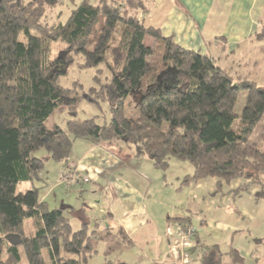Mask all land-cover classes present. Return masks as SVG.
<instances>
[{"label": "trees", "instance_id": "16d2710c", "mask_svg": "<svg viewBox=\"0 0 264 264\" xmlns=\"http://www.w3.org/2000/svg\"><path fill=\"white\" fill-rule=\"evenodd\" d=\"M62 5L0 0V264H89L97 242L107 246L106 253L132 246L122 229L113 237L106 229L103 236L96 226L89 233L84 222L73 231L65 216L69 207L49 211L38 188L19 190L39 179L34 153L44 150L53 162H63L72 138L129 143L136 158L146 156L161 171L171 159L187 162L193 173L178 190L215 179V194L225 187L234 198L264 199V145L250 141L264 118V88L234 78L233 66H218L211 54L184 49L145 26L148 0H67L68 18L61 22L63 9L59 21L49 24L48 12ZM252 40L264 43V30ZM55 43L62 48L52 57ZM220 47L225 54V45ZM77 59L79 70L95 69L88 91L78 81L61 85ZM104 71L108 81L100 80ZM240 90L246 98L236 114ZM130 96L135 117L125 115ZM83 101L106 102L108 124L76 119ZM63 111L71 116L64 127L48 129L46 120ZM179 221L182 231L191 226L189 218ZM196 238L184 249L189 264H228L225 256L242 264L235 249L223 254L218 245Z\"/></svg>", "mask_w": 264, "mask_h": 264}, {"label": "rangeland", "instance_id": "374dc122", "mask_svg": "<svg viewBox=\"0 0 264 264\" xmlns=\"http://www.w3.org/2000/svg\"><path fill=\"white\" fill-rule=\"evenodd\" d=\"M62 1L63 5L60 8L48 12L47 21L49 24L59 21L60 10L63 11L65 9L67 0ZM68 16L69 12L65 9L61 22L64 23ZM151 42L149 38L146 40L147 44ZM258 46V44L253 42L252 48H258ZM61 48V44L55 43L52 46V57ZM242 49H245V47L242 46L239 52ZM237 51L234 52V55L230 54V51L223 54L218 48L215 53L213 52L212 56L218 58L216 64L220 67L233 66L231 72L234 78H246L248 81L255 82L258 89L264 88V55L257 50L244 51L245 53L241 54ZM80 62L81 60L77 59L76 63L67 69L66 75L61 78L63 87H70L74 81H78L85 91H88L92 86L95 69L79 70L76 64ZM99 68L103 67L100 66ZM108 78L109 74L105 71L100 76L101 81H108ZM245 98L246 92L240 90L234 105L236 114H240L242 111ZM132 102L131 96L125 101V115L127 117H135L137 115ZM76 111L75 118L80 121L94 119L96 124L100 126L108 124L110 121L109 107L106 102L94 104L83 101L78 104ZM70 118L71 116L67 111L56 112L46 120L45 126L48 129L53 125L63 128L65 122ZM91 139L93 138H72L69 156L63 162L56 163L43 158L40 155H44V150L37 152L34 156L32 155V158L34 157V159L39 160L37 162H40L39 179H34L31 183L22 185L19 190L38 188L39 196L43 198L42 201L47 204L49 211L58 210L61 206H70L76 209L75 213H71L68 210L69 208L65 212V216L68 218L73 231L79 230L82 223L86 222L89 233L96 226L98 234L104 236V231L107 229L111 233L109 235L113 237L114 233L120 228L113 229L107 221H104L103 217L104 212L111 205V209L114 211V219L117 220L120 218L119 207H115L116 203H111L110 195L101 194V192L104 193L107 190L112 194L110 188L106 187V190L102 189L100 193L94 189L96 188L95 185L104 186L106 177L103 180L98 179L96 181L89 176V173L84 174V170L79 164H75L70 160V155L75 160L76 158H83L84 153L93 144L102 143L100 141L94 142ZM250 141L257 145H264V118L256 128ZM106 144L114 147L110 151L112 155L124 157L121 162L117 163L119 167L115 166L117 165L116 163L101 162L103 161L101 160L99 162L94 161L92 164L90 163L91 165L87 164L85 169L94 172L102 170V167L114 166L112 169H116V171L114 170V173H110L111 175L120 177L127 183L137 186L139 191L143 193V206L146 215L150 218V223L140 229L131 231L133 236H130L131 238L128 236L132 242L131 247L106 253L107 246L103 242H97L89 264H103L106 260L114 264L116 262L126 264H165L167 261H169L167 262L168 264L174 261L176 263L178 254H173L171 248L169 250L166 242V230L168 229L169 235L173 236V238L175 237L172 240V247L176 244L179 237L177 229L180 228L179 220L183 218H177H180L179 214L181 211L190 219L191 226L187 225L186 227L194 229L200 242L206 245L217 244L223 254H227L230 249H235L236 246L250 248V250H245L248 251V254L253 255V264H256L255 257L258 260L261 259L262 256L260 257L256 252L264 246L260 244V240H264L263 199L258 201V207H254L252 197L244 198L242 202L237 203L236 197L233 199L231 193L228 192L229 189L225 187L221 192L215 194V179H206L178 190L181 180L193 173L192 166L187 162L171 159L168 162V168L165 171H161L154 168L151 160L146 156L136 158L134 147L129 143L117 141L107 142ZM106 174L108 175V173ZM74 175L75 177H73ZM103 175L104 171L101 176ZM142 177L144 178L143 180H141ZM121 207L123 212V206ZM82 209L84 210L82 211ZM166 217H169L170 220L167 221ZM97 222L100 223L97 224ZM232 226L236 227V230H239L240 234L243 235L234 237L231 232L226 231L229 229L228 227ZM204 228L205 230L203 231ZM168 238L171 240L170 236ZM168 254L169 257H167ZM240 257L242 258V256ZM260 261L258 262L260 263ZM225 262L232 264L229 263L227 256H225ZM23 264H25L24 261ZM242 264H246L245 261L242 260Z\"/></svg>", "mask_w": 264, "mask_h": 264}, {"label": "crops", "instance_id": "0c3cea01", "mask_svg": "<svg viewBox=\"0 0 264 264\" xmlns=\"http://www.w3.org/2000/svg\"><path fill=\"white\" fill-rule=\"evenodd\" d=\"M148 4V12L143 16L145 26L159 29L164 37L171 38L177 45L184 49L212 55L218 48L221 50L220 46L221 43H223L226 52L230 51L232 55H234L236 50L239 52L242 46H244L245 49H242L239 54L245 53L244 51L257 50L264 55L263 50H260L261 46L264 47L263 41L258 43L252 40L257 32L264 30V0H148ZM220 38H223L224 42L217 41V39ZM253 42L259 45L258 48H252ZM102 143L98 142L93 144V146L84 153L82 156L83 158H76L75 160V158L70 155V160L75 164H79L83 168L84 174L89 173V176L93 177L96 181L98 179L103 180V178L106 177L104 182L105 185H95L97 189H94L100 193L102 189L106 190V187L108 189L110 188L112 194L109 190L104 193L101 192V194L110 195L109 198H111V203H116L115 207H119L120 218L117 220L114 219V211L111 209L110 205L109 209L111 210L107 209L106 212H104L103 219L108 222L110 227L112 226L113 229L120 228L130 237L133 236L131 231L140 229L150 223V218L146 215L143 206V193L139 191L137 186L127 183L120 177L111 175L110 173H114V170L116 171V169H112L114 166L102 167V170L94 172L85 169L87 164L91 165L94 161L99 162L103 160L101 162H112L117 164L124 159V157L120 155L111 154L110 151L114 149L112 145H107V142L103 143V145ZM36 153H34L33 156ZM43 154L44 155L40 156H43V158L49 161L51 160L50 155L46 151ZM97 164L93 165L98 166ZM115 166L119 167V164ZM103 171L104 175L101 176ZM106 173H108V175ZM99 176L101 177L99 178ZM73 177H75V175ZM143 179L142 177L141 180ZM236 186H238V183L232 185L231 188L234 189ZM251 197L253 198L252 194H243L236 198L238 200L237 203L242 202L244 198ZM232 198L234 199V197ZM42 199L41 197V201ZM252 204L254 207L259 206L258 202L255 201H253ZM121 206H123V212L121 211ZM66 207H69L68 210L71 213H75L76 209L70 206ZM83 210L84 209H82V211ZM179 216L180 218L177 219L189 218L183 211L180 212ZM166 220L169 221L170 218L166 217ZM228 228L229 229L226 231L231 232L234 237L243 235L240 234L239 230H236L237 228L234 226ZM204 230L205 228L203 231ZM167 235L170 236L171 240H169ZM174 238L169 235L167 229L166 242L169 246V250ZM196 241H200L198 236ZM260 241V244L264 245V240L261 239ZM245 249L250 250V248H242L241 246L235 247V250L242 256V260L245 261L246 264H253V255L248 254V251ZM256 253L260 257L262 256L261 259H259L261 260L260 263L255 257L256 264H264V246ZM167 257H169V254ZM167 262L165 263L164 261L165 264H168ZM170 264L176 263L174 261Z\"/></svg>", "mask_w": 264, "mask_h": 264}, {"label": "built area", "instance_id": "2783aa9c", "mask_svg": "<svg viewBox=\"0 0 264 264\" xmlns=\"http://www.w3.org/2000/svg\"><path fill=\"white\" fill-rule=\"evenodd\" d=\"M99 223L97 222V224ZM194 234L195 231L193 228L188 227L185 231H182L181 228L177 229V235H179V237L176 244L171 247L173 254H178V258L176 259L177 264H189V256L184 252V249L190 245V239Z\"/></svg>", "mask_w": 264, "mask_h": 264}]
</instances>
